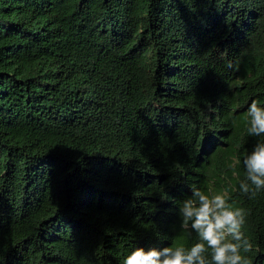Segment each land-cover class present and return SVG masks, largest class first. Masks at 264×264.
I'll list each match as a JSON object with an SVG mask.
<instances>
[{
  "label": "trees",
  "instance_id": "trees-1",
  "mask_svg": "<svg viewBox=\"0 0 264 264\" xmlns=\"http://www.w3.org/2000/svg\"><path fill=\"white\" fill-rule=\"evenodd\" d=\"M255 97L264 0H0V264L187 244L191 184L229 189L264 264V193L230 188Z\"/></svg>",
  "mask_w": 264,
  "mask_h": 264
},
{
  "label": "clouds",
  "instance_id": "clouds-1",
  "mask_svg": "<svg viewBox=\"0 0 264 264\" xmlns=\"http://www.w3.org/2000/svg\"><path fill=\"white\" fill-rule=\"evenodd\" d=\"M231 68V60L226 61ZM244 129L256 138L249 150L229 165L238 177L232 191L248 200L264 193V97H255L243 114ZM190 194L178 202L179 226L190 242L165 246H134L120 264H253L254 244L247 234L248 210L237 204L229 189L189 185Z\"/></svg>",
  "mask_w": 264,
  "mask_h": 264
}]
</instances>
